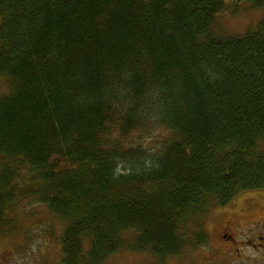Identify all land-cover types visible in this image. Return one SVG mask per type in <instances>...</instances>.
I'll list each match as a JSON object with an SVG mask.
<instances>
[{
	"label": "trees",
	"instance_id": "obj_1",
	"mask_svg": "<svg viewBox=\"0 0 264 264\" xmlns=\"http://www.w3.org/2000/svg\"><path fill=\"white\" fill-rule=\"evenodd\" d=\"M241 1L260 20L214 32ZM0 77V236L46 204L61 264H160L264 186V0H0Z\"/></svg>",
	"mask_w": 264,
	"mask_h": 264
},
{
	"label": "rangeland",
	"instance_id": "obj_2",
	"mask_svg": "<svg viewBox=\"0 0 264 264\" xmlns=\"http://www.w3.org/2000/svg\"><path fill=\"white\" fill-rule=\"evenodd\" d=\"M261 16L262 8L254 7L251 2L229 3L228 8L215 17L212 29L218 34L241 35L248 27L258 22ZM6 89L5 78L0 77V93ZM156 137L159 136L156 134L145 138L136 136L137 139L133 140L134 143H141L150 150L158 142L155 141ZM32 203L21 211V217L26 212L27 215L18 222L17 236H11V239L0 236V264H61L59 236L63 232L64 222L52 215L46 204ZM229 216H233V223L238 226L240 225L238 221L242 218L260 219L264 217V186L238 192L228 201L227 205H212L203 219L208 236L207 243L197 246L188 245L180 254L167 256L162 263L159 260V263L222 264L224 260L234 258L233 254L229 257H222L215 263L209 257H205L211 251V246H218L222 241L220 233L222 226L230 218ZM192 232L193 230L190 229V235L193 234ZM232 232L236 238L243 236V232L236 236V232H239L236 228H233ZM209 241H211V246H208ZM102 264H158V259L148 250L122 249L108 255Z\"/></svg>",
	"mask_w": 264,
	"mask_h": 264
},
{
	"label": "flooded vegetation",
	"instance_id": "obj_3",
	"mask_svg": "<svg viewBox=\"0 0 264 264\" xmlns=\"http://www.w3.org/2000/svg\"><path fill=\"white\" fill-rule=\"evenodd\" d=\"M229 217L222 226L220 233L222 241L215 247L211 246L209 241L208 246H211V251L205 257L216 263L222 257L234 254V258L224 260L222 264H264V217L254 219L244 216L245 218L238 221L239 226L233 223V216ZM233 228L239 231L236 232V236L241 235L242 232L243 236L236 238L232 234Z\"/></svg>",
	"mask_w": 264,
	"mask_h": 264
}]
</instances>
